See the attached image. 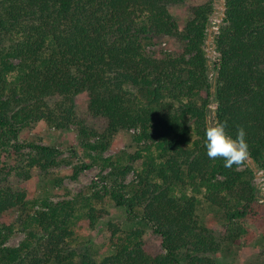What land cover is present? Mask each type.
<instances>
[{"label": "trees", "instance_id": "trees-1", "mask_svg": "<svg viewBox=\"0 0 264 264\" xmlns=\"http://www.w3.org/2000/svg\"><path fill=\"white\" fill-rule=\"evenodd\" d=\"M186 1L0 0V215L29 209L16 246L7 244L13 226L0 222V264H217L212 255L246 234L243 220L264 216L253 182L264 170V0H224L212 63L204 49L212 0L191 5L179 25L169 6ZM154 37L171 38L178 50H147ZM212 103L228 134L244 128L255 166L225 168L208 158ZM40 122L77 130L89 159L71 175L111 167L103 179L112 182L102 185L110 202L145 220L159 245L142 228L109 222L111 253L79 262L71 200L27 198L26 182L69 163L54 145L19 140ZM128 129L136 132L126 161L104 156ZM131 170L135 179L126 183ZM202 201L225 214L218 236L199 224ZM105 213L90 206L85 215L93 226Z\"/></svg>", "mask_w": 264, "mask_h": 264}, {"label": "rangeland", "instance_id": "rangeland-1", "mask_svg": "<svg viewBox=\"0 0 264 264\" xmlns=\"http://www.w3.org/2000/svg\"><path fill=\"white\" fill-rule=\"evenodd\" d=\"M205 1L187 0L182 4L170 5L169 10L177 23L183 25L191 16L190 6ZM220 5V0H212L209 26L213 38L218 32L223 17ZM144 46L147 50L167 52L178 50V45L169 37H154L146 40ZM204 49L208 61L212 63L217 55L213 46V39L210 44H207V39H205ZM208 77L211 83L213 81L211 68H209ZM86 104V94H79L77 99L78 110L85 111ZM215 108L216 104L212 103L208 113V122L214 121L213 110ZM134 132L136 131L128 129L116 133L103 155L109 156L113 161L118 160L119 162L120 160L124 163L126 161L124 158L134 149ZM19 140L21 142L35 141L41 144L54 145L61 151L60 156L69 162L52 167L47 173H39L24 185L29 202L43 197H48L53 201L71 200L75 216L70 227L73 231L72 246L77 252L79 262L85 257L100 259L111 253L112 248L108 241L109 231L107 230L109 222L117 224L124 230L142 228L145 230L149 242L155 246L159 245L160 238L151 233L150 225L145 220L131 216L124 209L115 207L110 202L109 194L103 190L102 185L107 182V189L109 188V183L112 180L103 179V176L111 171V167L101 169L98 165H92L90 168L82 170L76 177L71 175L73 166H78L89 159L87 151L84 150L79 141L77 130L73 126L66 129H54L40 122L32 128L23 129L19 135ZM245 161L250 163L248 157ZM255 172L253 182L260 187L259 195L262 198L258 199L255 208L259 204L264 207V170L260 169ZM133 179H135V173L131 170L125 176L124 182L128 183ZM90 206L106 210L103 217L93 226L89 225L85 215ZM33 208H38V205H34ZM258 209L261 210L260 207ZM28 211L29 209L25 208L12 214L6 212L0 215V222L13 226L12 234L7 241L8 245L16 246L26 236V232L18 222L19 218ZM197 216L200 225L212 230L215 236L219 235L221 224L225 221V214L220 209L202 201L198 205ZM243 225L246 227L245 235L234 242L225 243L212 255L217 264H264V216L246 217L243 220Z\"/></svg>", "mask_w": 264, "mask_h": 264}, {"label": "clouds", "instance_id": "clouds-1", "mask_svg": "<svg viewBox=\"0 0 264 264\" xmlns=\"http://www.w3.org/2000/svg\"><path fill=\"white\" fill-rule=\"evenodd\" d=\"M226 128V121L208 122L205 128V147L209 159H222L224 167L231 168L234 164H241L247 158L249 145L242 126L237 128L235 137L228 134Z\"/></svg>", "mask_w": 264, "mask_h": 264}, {"label": "water", "instance_id": "water-1", "mask_svg": "<svg viewBox=\"0 0 264 264\" xmlns=\"http://www.w3.org/2000/svg\"><path fill=\"white\" fill-rule=\"evenodd\" d=\"M220 1H221L220 10H221V13H222V16H223L224 9H225V7H224V0H220ZM206 39H207V44H210L211 41H212V39H213L210 26L207 28V31H206ZM249 162H250V164L252 166H255L254 161L250 157H249Z\"/></svg>", "mask_w": 264, "mask_h": 264}]
</instances>
